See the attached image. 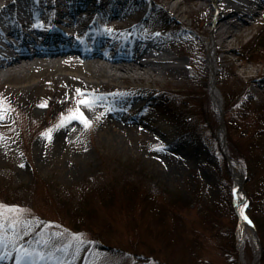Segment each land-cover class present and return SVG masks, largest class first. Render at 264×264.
Returning <instances> with one entry per match:
<instances>
[{
  "label": "rangeland",
  "instance_id": "374dc122",
  "mask_svg": "<svg viewBox=\"0 0 264 264\" xmlns=\"http://www.w3.org/2000/svg\"><path fill=\"white\" fill-rule=\"evenodd\" d=\"M126 2L133 7L131 27L139 20L141 32L161 36L165 48L185 61L182 75L145 79L137 101H148L143 113L169 138L150 129L159 140L101 139L87 131L90 110L79 119L86 140L35 144L36 136L46 137L50 122L87 105L62 99L47 82L27 97H16L8 89L25 81L3 80L0 109L6 118L0 117V136H15L0 143L2 241L33 251L48 245L47 255L52 259L57 251L58 263L67 256L66 263L73 264H253L252 244L238 248L240 218L230 168L235 158L244 171L245 213L264 264V0H253L252 18H234L239 25L231 27L232 49L216 51L214 73L203 66L207 61H199L209 56L218 0ZM100 18L96 13L88 22L110 20ZM249 20L247 29L243 24ZM219 40L213 36V42ZM233 68L239 79L233 78ZM251 75L257 80H248ZM93 80L104 107L110 97L117 100L115 94L136 93L116 89L137 84L132 78ZM212 81L222 101L220 115L212 104ZM49 101L63 109L48 112ZM222 125L224 145L218 136Z\"/></svg>",
  "mask_w": 264,
  "mask_h": 264
},
{
  "label": "bare ground",
  "instance_id": "6f19581e",
  "mask_svg": "<svg viewBox=\"0 0 264 264\" xmlns=\"http://www.w3.org/2000/svg\"><path fill=\"white\" fill-rule=\"evenodd\" d=\"M79 1L80 3H75V0H0V83L7 79L24 80V84L15 85L8 91H11V94L16 97L20 93L27 97L37 88H42L47 82L52 85L54 92L62 99L66 96L64 100H75L76 104L80 102L87 105L82 110L72 112L63 121L50 122V126L46 130V137L36 136L35 144L47 141L53 145H62L86 140L89 136L87 137L84 133L79 119L87 117L90 110L94 111V115L87 124V131L97 133L101 139L115 142L140 141L148 143L153 142L154 139L159 140V137L149 132L150 129L169 138L157 122L143 113V108L148 104V101L142 104L135 103V101L142 97L144 92L142 82L145 79L150 81L158 75L164 77L168 74L182 75L186 70L185 61L179 57V53L176 52V55H173L171 51L165 48L162 42L166 40L161 36L157 38L156 36L140 35L136 23L133 28L131 27L132 24H130L127 15H130L133 7L126 0H98L96 4L89 7L84 4L85 0ZM218 1L221 4V11L213 21V36L220 37V40L213 42V36H211L208 39L209 56L205 59L202 56L199 61V63L207 61V65L203 66H208L211 73H214L216 68V51L220 49L225 52L232 49L228 46L231 43L229 37L235 34L231 27H238L239 25L234 21V18L247 19L248 17L250 19L252 14L256 12L253 10V0ZM13 8L17 15L13 12ZM105 11L116 16L118 22L121 23L120 40L98 37L94 25L90 22L84 28L87 29V34L84 37L77 38L75 36L79 40L75 44L69 43L65 38H69V34H71L69 31L64 32L69 34L63 35L59 32L60 36L51 34L49 37V35L46 36L41 33L42 31L37 27H30L27 30L3 23L6 19L14 20V18L21 22L30 23L34 17H54L58 22H68V18L71 17L69 23L72 24L79 22L83 16L89 17L93 12L95 14L100 13L101 16L104 13L107 14ZM252 23L249 20L243 25L248 29ZM23 24L26 26L25 23ZM10 32L16 36V41L6 38V33ZM34 32L38 35L39 43L28 49L27 46L30 43H35L30 36ZM53 32H56V29ZM245 32L246 30L242 31V33ZM19 35H26L25 39L21 41ZM52 37L57 40L54 44L60 43L58 47L52 44ZM93 39L94 41L90 46L85 45L89 42L81 43L83 40L91 41ZM101 46L105 48L102 49ZM58 53L62 54L61 58ZM223 57L228 59L226 54ZM44 70H48L49 73H44ZM50 71L55 72L51 73ZM200 75L204 79L205 73ZM232 75L236 79L240 77L236 68H233ZM36 76L39 78L35 79ZM99 77L123 80L132 78L137 84L129 85L124 89L116 87V89L117 91L127 90V92L136 90V93L124 94L121 98L115 94L117 100L114 101V97H110L111 101L107 103V107H104V99L97 92V83L93 80V78ZM257 78L255 75H251L248 80H257ZM261 81L264 83V78ZM259 85L262 86L261 83ZM256 90V87L251 88V91L255 92ZM211 95L213 107L220 115L222 113V101L216 89L215 81H212L211 84ZM49 105L51 108L48 112H55V115L57 114L56 110H61V107L63 109L62 105L50 104V101ZM31 114L34 117L37 116L33 112ZM0 117L6 118L5 111L2 109H0ZM13 136L15 135L11 137L0 136V143L13 141ZM218 136L224 145L226 138L224 125L219 128ZM91 137L96 136L91 135ZM173 141L179 140L174 139ZM231 159L230 168L235 179L234 191L240 215V224L237 229L238 248L243 250L245 244L250 242L254 247L253 264H259L261 249L256 234L243 211L245 200L241 191L244 171L235 158ZM3 249V245H0V264H14L15 258L23 257L24 259L26 256H32L30 261L36 260L37 264H56L47 256L44 257L43 261L39 259L40 250L29 253L25 249H21L16 251L13 257H10L3 255ZM24 260L26 261L22 263L19 260L18 264H29L27 259ZM61 264L73 263L63 261ZM243 264H247L246 261H243Z\"/></svg>",
  "mask_w": 264,
  "mask_h": 264
},
{
  "label": "trees",
  "instance_id": "16d2710c",
  "mask_svg": "<svg viewBox=\"0 0 264 264\" xmlns=\"http://www.w3.org/2000/svg\"><path fill=\"white\" fill-rule=\"evenodd\" d=\"M262 261H263V258H262Z\"/></svg>",
  "mask_w": 264,
  "mask_h": 264
}]
</instances>
